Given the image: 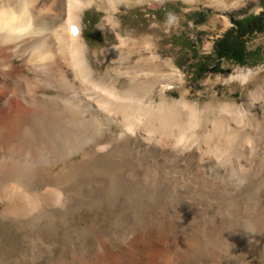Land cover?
Segmentation results:
<instances>
[{
    "label": "bare ground",
    "instance_id": "6f19581e",
    "mask_svg": "<svg viewBox=\"0 0 264 264\" xmlns=\"http://www.w3.org/2000/svg\"><path fill=\"white\" fill-rule=\"evenodd\" d=\"M144 1L0 0V220L22 236L0 264H260L264 81L243 104L173 99L185 76L156 51L160 25L117 32L97 55L120 65L99 80L86 8L116 30L123 6ZM98 116L115 129L81 144ZM207 172L238 183L228 194Z\"/></svg>",
    "mask_w": 264,
    "mask_h": 264
},
{
    "label": "rangeland",
    "instance_id": "374dc122",
    "mask_svg": "<svg viewBox=\"0 0 264 264\" xmlns=\"http://www.w3.org/2000/svg\"><path fill=\"white\" fill-rule=\"evenodd\" d=\"M225 2L228 6L224 7L216 1L213 3L212 0H146L143 3L124 5L123 12L117 18L120 27L116 30L113 29L112 24H103L107 11L101 5L95 4L86 8L83 18L97 78L109 82L111 75H114L113 67L120 65L119 62L113 61L112 51H109L108 56L98 58L97 55L105 46L112 48L117 43V32L138 40L141 39L140 30L143 27L160 25L163 30L156 35V42L159 43L156 51L164 59L173 58L185 76L182 85L171 89L170 95L173 99L181 98L184 93H188L190 100L201 105L211 101L220 105L234 101L243 104L250 92L264 81V32H256L245 40L247 61L244 64L230 58H222L219 61L217 44L225 33L234 27L235 21L251 14H260L264 10V0H226ZM217 61L219 66L215 68L211 63ZM205 62H209L207 66L211 70L202 68ZM250 69L257 71V78L248 83L236 78L227 79L231 74L238 75L239 72ZM119 84L123 89L128 87L125 78ZM96 123V130L84 138L81 144L92 146L107 134L110 135L111 129H115L110 116L109 121L105 120L104 116H98ZM71 151H74V148L71 147ZM79 156L78 154L75 157ZM222 170L225 172L227 168L222 167ZM205 175L212 180L223 181L228 194L232 193L238 183L236 178L230 180L222 172L211 174L207 172ZM185 181L192 180L187 177ZM186 227L187 224H183L180 233L173 236L172 244L175 249L176 244L180 242L179 238H182L187 245L184 239ZM15 228L0 220V234L3 235L0 236V255L2 254L0 257L12 256L14 241L22 242V236ZM260 264H264V255Z\"/></svg>",
    "mask_w": 264,
    "mask_h": 264
},
{
    "label": "trees",
    "instance_id": "16d2710c",
    "mask_svg": "<svg viewBox=\"0 0 264 264\" xmlns=\"http://www.w3.org/2000/svg\"><path fill=\"white\" fill-rule=\"evenodd\" d=\"M234 24V27L228 30L219 40L216 52L219 61L222 58H230L244 64L247 61V55L245 54L246 49L244 46L245 40L256 32H264V10L260 14H251L242 20H237ZM208 63L209 62H205L202 68L206 67L205 70H211V68L207 66ZM211 65L217 68L219 62H212Z\"/></svg>",
    "mask_w": 264,
    "mask_h": 264
},
{
    "label": "clouds",
    "instance_id": "9594fccd",
    "mask_svg": "<svg viewBox=\"0 0 264 264\" xmlns=\"http://www.w3.org/2000/svg\"><path fill=\"white\" fill-rule=\"evenodd\" d=\"M2 15H3V11H2V10H0V16H2ZM29 23H31V21H29V22L25 23L24 25H27V24H29Z\"/></svg>",
    "mask_w": 264,
    "mask_h": 264
},
{
    "label": "snow or ice",
    "instance_id": "6c2138e0",
    "mask_svg": "<svg viewBox=\"0 0 264 264\" xmlns=\"http://www.w3.org/2000/svg\"><path fill=\"white\" fill-rule=\"evenodd\" d=\"M74 31H75V29H74Z\"/></svg>",
    "mask_w": 264,
    "mask_h": 264
}]
</instances>
